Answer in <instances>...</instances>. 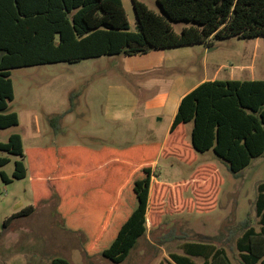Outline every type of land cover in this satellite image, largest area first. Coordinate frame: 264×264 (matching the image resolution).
<instances>
[{"label": "trees", "instance_id": "obj_1", "mask_svg": "<svg viewBox=\"0 0 264 264\" xmlns=\"http://www.w3.org/2000/svg\"><path fill=\"white\" fill-rule=\"evenodd\" d=\"M157 3L162 14L133 0L136 31H132L123 0H0V129L20 123L18 114L9 112L15 98L13 69L211 46L214 40L231 37L264 36V0ZM178 22L189 26L178 33L172 25ZM210 150L235 175L254 158L264 156V80L201 83L182 98L164 144L151 142L121 151L108 147L93 151L81 146L44 149L42 174L51 193L40 204L56 200V213L64 227L83 235L88 257L121 264L145 236L148 220L153 223L158 218V203L171 188L166 183L153 184L156 173L152 162L161 153L163 159L173 158L187 165L190 158L197 160L196 153ZM0 151L20 158L13 178L0 171L2 181L7 185L14 179L26 178L21 135L12 134L7 142L0 141ZM9 162L8 157L0 158V167ZM97 166V172L91 171L90 167ZM208 167L201 165L194 173ZM95 181L97 187L89 183ZM260 191L259 228L248 219L237 240L243 264H264V183ZM40 204L15 213L5 226L18 218L31 217ZM183 251L171 254L167 264H234L224 248L211 242H185ZM194 258L203 261L199 263ZM51 264L72 263L64 257H54Z\"/></svg>", "mask_w": 264, "mask_h": 264}, {"label": "rangeland", "instance_id": "obj_2", "mask_svg": "<svg viewBox=\"0 0 264 264\" xmlns=\"http://www.w3.org/2000/svg\"><path fill=\"white\" fill-rule=\"evenodd\" d=\"M138 1L162 14L157 0ZM123 3L130 28L136 31L133 0ZM172 25L180 33L189 23ZM167 55L166 77L176 83L181 81L185 88L205 78L264 80V36L214 40L211 46L197 45ZM125 58L104 56L12 70L15 98L9 112H16L20 123L0 129V141L7 142L12 134L21 135L28 174L7 185L0 178V264H51L54 257H64L72 264H114L103 257L87 256L83 235L64 227L56 213L55 199L40 204L51 193L42 174V152L68 146H84L93 151L105 147L122 150L163 141L169 129L167 116L162 122L151 124L153 132H146L125 106L126 95L137 93L136 82L125 73ZM119 114L124 117H117ZM191 128L189 124L190 141ZM196 156L197 160L190 158L187 165L173 158L158 160L155 179L171 188L158 203V218L153 223L148 220L145 236L121 264H167L171 254L184 253L185 242L195 241L222 247L234 264H243L237 240L248 219L259 228L257 200L264 183V156L254 158L238 175L212 150ZM2 157L10 158V162L0 171L13 178L20 158L0 151ZM201 165L210 167L194 173ZM90 169L97 172L99 166ZM35 172L40 175L35 176ZM89 183L98 186L97 181ZM39 204L31 217L18 218L5 226L15 213Z\"/></svg>", "mask_w": 264, "mask_h": 264}, {"label": "crops", "instance_id": "obj_3", "mask_svg": "<svg viewBox=\"0 0 264 264\" xmlns=\"http://www.w3.org/2000/svg\"><path fill=\"white\" fill-rule=\"evenodd\" d=\"M196 46L197 45L164 50H153L150 53L144 55L125 56V73H129L132 76L134 82H136L135 91L137 92L135 95H126L127 104L125 106L130 108V113L132 117H136L137 120L142 123V127H144V131L146 132L154 131V127L151 126V124H154V121L162 122L166 116L168 117L169 129L163 141L160 142L162 144H164L169 137L171 126L178 113L182 98L189 92H191L193 89H195L197 86H199L201 83L209 80H216L205 78L202 79V81L198 84L189 88H185L181 81L176 83L172 79L166 77L169 69V65L167 64V54L173 51H177L179 49L191 47L193 48ZM152 73L153 76L151 75ZM124 96L125 95L122 94L123 98ZM117 117L123 118L124 115L119 114ZM132 147H128L126 149ZM159 159H163L161 153L158 158L154 162H152V167L154 171L158 167L157 163ZM157 176L158 174L153 177V184L155 182L164 183L155 179Z\"/></svg>", "mask_w": 264, "mask_h": 264}]
</instances>
